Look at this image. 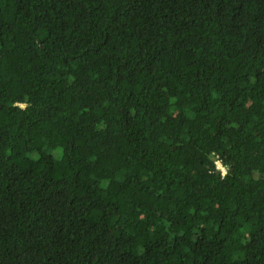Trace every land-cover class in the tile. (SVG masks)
<instances>
[{"label": "trees", "instance_id": "1", "mask_svg": "<svg viewBox=\"0 0 264 264\" xmlns=\"http://www.w3.org/2000/svg\"><path fill=\"white\" fill-rule=\"evenodd\" d=\"M0 264H264V0H0Z\"/></svg>", "mask_w": 264, "mask_h": 264}, {"label": "built area", "instance_id": "2", "mask_svg": "<svg viewBox=\"0 0 264 264\" xmlns=\"http://www.w3.org/2000/svg\"><path fill=\"white\" fill-rule=\"evenodd\" d=\"M217 165H218V166H217L218 169H221V170L223 171V173H225V168L221 165V163L218 162Z\"/></svg>", "mask_w": 264, "mask_h": 264}]
</instances>
